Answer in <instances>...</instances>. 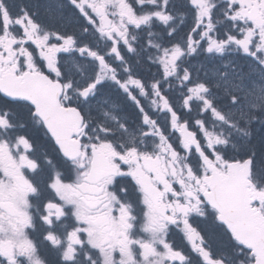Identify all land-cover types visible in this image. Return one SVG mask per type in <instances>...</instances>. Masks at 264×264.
I'll use <instances>...</instances> for the list:
<instances>
[{"label":"snow or ice","instance_id":"obj_1","mask_svg":"<svg viewBox=\"0 0 264 264\" xmlns=\"http://www.w3.org/2000/svg\"><path fill=\"white\" fill-rule=\"evenodd\" d=\"M0 264H264V0H0Z\"/></svg>","mask_w":264,"mask_h":264},{"label":"flooded vegetation","instance_id":"obj_2","mask_svg":"<svg viewBox=\"0 0 264 264\" xmlns=\"http://www.w3.org/2000/svg\"><path fill=\"white\" fill-rule=\"evenodd\" d=\"M25 2H27V0H25Z\"/></svg>","mask_w":264,"mask_h":264}]
</instances>
